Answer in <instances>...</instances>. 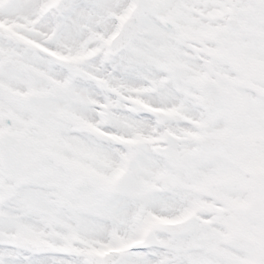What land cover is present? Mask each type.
I'll list each match as a JSON object with an SVG mask.
<instances>
[{"label": "snow or ice", "instance_id": "6c2138e0", "mask_svg": "<svg viewBox=\"0 0 264 264\" xmlns=\"http://www.w3.org/2000/svg\"><path fill=\"white\" fill-rule=\"evenodd\" d=\"M0 264H264V0H0Z\"/></svg>", "mask_w": 264, "mask_h": 264}]
</instances>
